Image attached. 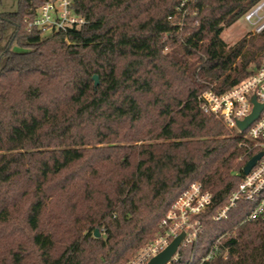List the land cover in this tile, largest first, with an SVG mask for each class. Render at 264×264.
Segmentation results:
<instances>
[{"label": "trees", "instance_id": "trees-1", "mask_svg": "<svg viewBox=\"0 0 264 264\" xmlns=\"http://www.w3.org/2000/svg\"><path fill=\"white\" fill-rule=\"evenodd\" d=\"M46 1L0 13V264H127L193 182L212 203L174 264L224 234L202 264H264L251 204L214 220L257 150L199 102L260 66L264 31L222 34L262 0H72L85 24L49 36L25 22Z\"/></svg>", "mask_w": 264, "mask_h": 264}, {"label": "built area", "instance_id": "built-area-1", "mask_svg": "<svg viewBox=\"0 0 264 264\" xmlns=\"http://www.w3.org/2000/svg\"><path fill=\"white\" fill-rule=\"evenodd\" d=\"M192 1L194 0H183L181 5ZM243 19L251 28V33L263 32L264 0L248 11ZM25 22L28 31L37 29L43 35L49 36L53 32L79 29L86 21L75 14L72 0H47L38 9L35 18L26 19ZM199 102L204 114L220 120L243 141L250 142L252 144L250 150H257L253 156L263 153L251 171L244 175L237 189L230 194L227 203L217 210L214 220H226L232 209L236 208L240 202H246L251 204L252 208L243 222H264V109L245 131H241L238 127L240 122L245 121L253 113L255 103L264 104V58L251 76L223 93L206 90L200 95ZM211 203L212 194L200 182L191 183L170 206L160 223L161 231L158 236L127 264H148L175 238L184 233L177 252L166 264L177 263L181 259L180 250L196 246L204 234L201 216L206 213ZM226 237L227 234H224L215 241L200 264L220 255L223 258L228 256V248L224 243ZM193 260L194 256L191 257L189 264H193Z\"/></svg>", "mask_w": 264, "mask_h": 264}, {"label": "water", "instance_id": "water-1", "mask_svg": "<svg viewBox=\"0 0 264 264\" xmlns=\"http://www.w3.org/2000/svg\"><path fill=\"white\" fill-rule=\"evenodd\" d=\"M93 78L95 80V84L98 85L99 84L98 76H94ZM253 102H255V98H253ZM263 109H264V104L259 105V104L255 103L253 113L245 121L240 122L238 124L239 129L241 131H245L252 124V122L258 118L260 112ZM262 156H263V153L260 152V153L256 154L255 156H253L246 163V165L243 167L244 175H247L251 171V169L256 165L257 161ZM100 236H101L100 232L98 230H96L95 231V237L98 238ZM183 238H184V233L180 234L177 238H175L165 250H163L157 256L152 258L148 264H166V263H168L171 260L172 256L177 252L178 247H179L180 243L182 242Z\"/></svg>", "mask_w": 264, "mask_h": 264}, {"label": "rangeland", "instance_id": "rangeland-1", "mask_svg": "<svg viewBox=\"0 0 264 264\" xmlns=\"http://www.w3.org/2000/svg\"><path fill=\"white\" fill-rule=\"evenodd\" d=\"M17 8V0H0V13L13 12L16 11ZM250 32L251 28L246 24L244 19H241L240 21L226 29L222 34V38L226 42V44L231 46Z\"/></svg>", "mask_w": 264, "mask_h": 264}]
</instances>
